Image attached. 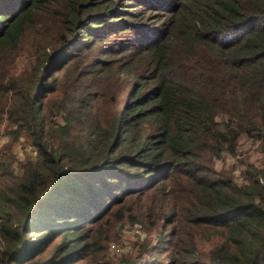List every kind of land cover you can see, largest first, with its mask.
Masks as SVG:
<instances>
[{
	"label": "trees",
	"instance_id": "obj_1",
	"mask_svg": "<svg viewBox=\"0 0 264 264\" xmlns=\"http://www.w3.org/2000/svg\"><path fill=\"white\" fill-rule=\"evenodd\" d=\"M2 117L0 264H264V0H0Z\"/></svg>",
	"mask_w": 264,
	"mask_h": 264
},
{
	"label": "rangeland",
	"instance_id": "obj_2",
	"mask_svg": "<svg viewBox=\"0 0 264 264\" xmlns=\"http://www.w3.org/2000/svg\"><path fill=\"white\" fill-rule=\"evenodd\" d=\"M23 48L27 47L24 46ZM24 58V54H21V56L16 57L14 62L8 66L9 72L13 77L19 79L23 73L29 70L28 61ZM9 128L10 125L6 119L2 117L0 119V154L10 155V158L13 157L12 164L15 165L17 161L23 160L24 157L35 155V150L24 135H20L17 139L12 137L8 132ZM261 159L262 153L260 152L259 143L247 138H241L238 142L235 155L227 156L225 158V163L232 167L234 179L237 182H241L244 177L243 169L249 167L246 163L258 165ZM138 229L139 233L135 232L133 224L126 221L114 228L113 233H111V238L108 241L109 243L105 248V252L108 253L112 261L117 263L124 253L130 251L131 243L138 238V234H142L141 228ZM111 243H114L119 251L112 250L110 247ZM207 246L208 243L201 242L199 244V249L204 251ZM79 264L87 263L81 262Z\"/></svg>",
	"mask_w": 264,
	"mask_h": 264
},
{
	"label": "built area",
	"instance_id": "obj_3",
	"mask_svg": "<svg viewBox=\"0 0 264 264\" xmlns=\"http://www.w3.org/2000/svg\"><path fill=\"white\" fill-rule=\"evenodd\" d=\"M134 231H135V232H139V229H138L137 227H134ZM110 247H111V249L114 250V251H119L118 247H116V245H115L114 243H111V244H110Z\"/></svg>",
	"mask_w": 264,
	"mask_h": 264
}]
</instances>
